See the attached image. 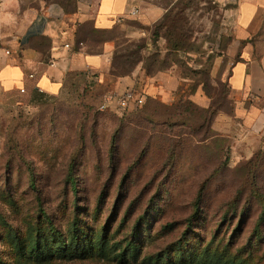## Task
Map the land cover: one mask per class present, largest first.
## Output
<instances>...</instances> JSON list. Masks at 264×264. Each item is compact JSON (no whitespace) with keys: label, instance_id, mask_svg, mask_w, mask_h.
<instances>
[{"label":"rangeland","instance_id":"rangeland-1","mask_svg":"<svg viewBox=\"0 0 264 264\" xmlns=\"http://www.w3.org/2000/svg\"><path fill=\"white\" fill-rule=\"evenodd\" d=\"M156 1V24L102 36L106 76L70 74L57 94L0 88V264H264V133L213 126L232 108L235 0ZM137 69L175 70L178 95L102 109L111 72ZM199 89L210 109L190 99Z\"/></svg>","mask_w":264,"mask_h":264},{"label":"crops","instance_id":"crops-1","mask_svg":"<svg viewBox=\"0 0 264 264\" xmlns=\"http://www.w3.org/2000/svg\"><path fill=\"white\" fill-rule=\"evenodd\" d=\"M165 13L156 0H0V88L57 94L71 73L104 77L115 44L102 36L117 33L128 19L154 25ZM224 24V79L232 108L219 112L213 126L228 117L248 132L264 133V0H235L224 11ZM145 74L137 69L119 77L113 92L136 86L163 103L178 95L182 82L175 70ZM190 99L210 107L201 89Z\"/></svg>","mask_w":264,"mask_h":264},{"label":"built area","instance_id":"built-area-1","mask_svg":"<svg viewBox=\"0 0 264 264\" xmlns=\"http://www.w3.org/2000/svg\"><path fill=\"white\" fill-rule=\"evenodd\" d=\"M138 9L133 11L134 14ZM32 76V75H31ZM24 91V89H22ZM140 91V93L138 92ZM146 95L136 86H128L122 91H115L106 97V104L103 108H110L116 113H122L127 110H133L144 102Z\"/></svg>","mask_w":264,"mask_h":264},{"label":"trees","instance_id":"trees-1","mask_svg":"<svg viewBox=\"0 0 264 264\" xmlns=\"http://www.w3.org/2000/svg\"><path fill=\"white\" fill-rule=\"evenodd\" d=\"M71 74H74V73H71ZM75 74H80V73H75ZM89 74L90 73H88L87 71L86 72H82V75H84V76H88V77H90L89 76ZM111 74L114 76V77H120V76H122V74H119V73H115V72H111ZM91 75V74H90ZM95 74H92V76H94ZM145 75H153V74H151L150 72H147L146 71V74ZM67 78V77H66ZM142 87V86H141ZM31 89H33L32 87H30ZM142 92H144L143 90H142V88H139ZM28 90H30V89H28ZM18 91H21V90H18ZM13 92V91H12ZM25 92V91H24ZM28 92V91H27ZM145 93V92H144ZM145 95H146V93H145ZM150 96H148V95H146V97H145V99H144V102L141 104V105H139L138 107H136L135 109H133V110H127V111H124V112H122V114L124 115V114H127V113H129V112H133V111H135V110H138V109H142V108H144L147 104H149L150 102H153V100H149L150 98H149ZM154 101H156V100H154ZM159 103H161V104H166V103H163V102H160L159 101ZM230 104H231V102H230ZM102 109H106V108H103V106H102ZM204 109H206V108H204ZM207 109H210V107L209 108H207ZM114 112V111H113ZM116 113V112H115ZM118 114V113H117ZM217 115V114H216ZM215 115V116H216ZM215 118V117H214ZM56 231V230H55Z\"/></svg>","mask_w":264,"mask_h":264}]
</instances>
